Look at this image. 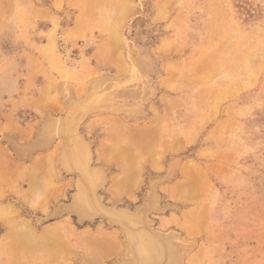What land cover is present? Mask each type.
I'll list each match as a JSON object with an SVG mask.
<instances>
[{
  "label": "rangeland",
  "instance_id": "1",
  "mask_svg": "<svg viewBox=\"0 0 264 264\" xmlns=\"http://www.w3.org/2000/svg\"><path fill=\"white\" fill-rule=\"evenodd\" d=\"M127 232L264 264V0H0V264H132Z\"/></svg>",
  "mask_w": 264,
  "mask_h": 264
},
{
  "label": "bare ground",
  "instance_id": "2",
  "mask_svg": "<svg viewBox=\"0 0 264 264\" xmlns=\"http://www.w3.org/2000/svg\"><path fill=\"white\" fill-rule=\"evenodd\" d=\"M160 50V49H159ZM110 64V63H109ZM71 159V158H70ZM72 163V161H71ZM73 164V163H72ZM72 166V165H71ZM34 167V166H33ZM35 168V167H34ZM127 175V174H126ZM86 176V175H85ZM124 176V175H123ZM125 177V176H124ZM84 179V180H83ZM82 181H84L89 187H90V191H92V183H90L88 181L87 178H83ZM121 179V178H120ZM115 180V179H114ZM118 184V183H117ZM84 187V186H83ZM85 189V188H84ZM87 189V188H86ZM81 190V189H80ZM178 190H179V187H178ZM82 193H83V190H82ZM85 200V199H84ZM94 205V204H93ZM72 206L74 207L75 211H79V208L81 206H83L82 204V199L80 198L79 195L76 196V198L74 199L73 203H72ZM125 212V211H123ZM129 213V212H128ZM127 213V214H128ZM84 214V213H83ZM83 214H81L83 216ZM91 214V213H90ZM80 215V216H81ZM86 215V214H85ZM81 216V217H82ZM125 216V215H124ZM131 216V215H130ZM138 216V214L136 215ZM145 216V215H144ZM120 217H122L120 215ZM111 220H115L114 218L110 217ZM126 222L124 223L120 220H118L119 222H121L122 225H126V226H129V231L132 230L131 228H133V225L135 224L134 222H136V218H133V217H127L126 216ZM49 230V229H48ZM51 231V230H50ZM49 231V232H50ZM53 231V230H52ZM47 232V233H49ZM52 233V232H51ZM56 234V232H54ZM134 233V232H133ZM48 235V234H46ZM100 235V234H99ZM126 236L129 240V243L131 244L132 246V251L135 253L136 257L134 259V261L132 262V264H181V262H179V258H178V252L177 250L175 251L173 248L171 249L170 248H167L163 243H164V240L163 241H157L155 239V241H152L151 239H144L143 235L141 234H129L128 232L126 233ZM155 237L157 238V235H155ZM103 238V237H101ZM160 238V237H159ZM164 238V237H163ZM103 240V239H102ZM97 242H100V241H97ZM97 242H94L97 244ZM163 242V243H162ZM89 243V242H87ZM107 243V242H106ZM99 244V243H98ZM90 245V243H89ZM92 245V244H91ZM100 245V244H99ZM104 245L105 243H103V247L102 249L104 248ZM93 247V246H92ZM108 247V246H106ZM105 247V248H106ZM99 250L101 248H98ZM111 250V249H110ZM171 250L173 252H171ZM103 251V250H101ZM177 252V253H176ZM104 253V252H103ZM102 253V254H103ZM173 257H172V256ZM164 258V261L163 262H160L162 259ZM172 258V260H171ZM178 262V263H176ZM190 264V263H189Z\"/></svg>",
  "mask_w": 264,
  "mask_h": 264
}]
</instances>
